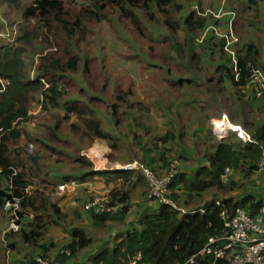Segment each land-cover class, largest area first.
<instances>
[{
  "label": "trees",
  "instance_id": "trees-1",
  "mask_svg": "<svg viewBox=\"0 0 264 264\" xmlns=\"http://www.w3.org/2000/svg\"><path fill=\"white\" fill-rule=\"evenodd\" d=\"M14 1L9 0L10 3ZM202 1L33 0L26 7L23 19L35 20L34 30H23L10 45L0 44V79L6 82L0 92V211L6 201L18 199V219L22 221L25 216L32 215L36 224L26 231L23 227L20 233H8L3 237L6 246L0 250V264H38L36 260L40 258L49 264H129L136 255H140L136 264H228L223 259L215 261L211 254L201 256L198 253L207 246L209 239L224 234L222 214L230 217L236 208H242L254 216L264 207V199L253 195H243L237 200L225 196L239 187L232 179L227 185L220 182L226 168L237 172L242 181L251 180L264 149V112L260 110L256 118L252 100L247 101L244 91L254 71L264 74V57L261 56L264 51L260 48L259 52L257 48L264 14L260 2L252 1L251 7H244L242 0L237 8L225 3L219 18L214 16V11L203 18L197 11ZM107 6L120 8L131 17L130 22H138L141 37H137L149 42L147 47H142L141 41L132 43L124 36L121 39L128 43L127 48L117 54L119 58L112 60H121L122 65L127 61L139 67L144 64L148 84L144 91L137 92L133 77L111 72L115 79H103L104 85H113L111 100L87 94L80 88L79 95L84 102L66 109L68 114L78 116V123L71 126L68 148L73 174L63 177L62 181L75 179L84 185L101 181L108 191L109 205H119L116 213H96L79 207L70 221L65 212L69 205L63 207L60 201L52 204L47 201L44 191L52 184L42 180L40 186L28 189L34 184L32 175L40 174L39 156L26 153L20 140L39 144L41 150H50L52 154L54 150L44 142L45 136L31 137L20 125L28 120L27 112L35 101L34 96L41 97L36 102L41 106V115L55 108V104L62 106L60 98L68 93L63 91L61 78L79 75L81 81H85V77L105 74L103 64L116 49L103 47L105 37L92 23L100 24L105 20L103 12ZM144 15L148 26L139 24ZM236 16L244 25L237 29L240 30L236 34L238 43L232 46L237 60V82L231 56L224 52L225 39L222 38L229 32L230 20L236 25L233 18ZM38 35L50 42L38 41ZM25 45L38 47L36 53L50 46L60 49L56 54L39 56L34 78L30 79V73L26 72L28 63L23 58V52L27 51ZM40 80L48 87L44 89ZM250 83L255 89L254 82ZM63 85L72 84L67 79ZM101 87L102 90L97 88L98 92L105 89ZM253 97L262 99L264 95ZM209 102L222 108L232 122L241 119L237 110H244L250 121L242 120V125L252 142L246 145L216 142L211 150L210 144L194 140L192 133L199 124L192 122L191 117H215L205 112L204 105ZM39 126L46 128L45 119L37 121L36 127ZM203 128L204 125L198 126L200 133ZM49 135L54 137V128L46 132V136ZM100 141L110 149V163H120L127 158L129 162H137L139 168L130 172L95 171L94 165L80 156V150ZM197 153H202V164L198 162L193 170L189 166L185 170L184 164ZM29 162L34 172L27 168ZM159 169L164 172L156 171ZM145 171L167 183L159 198L153 196L154 187ZM212 189L224 193L218 200L219 205L205 202L206 193ZM138 194L144 195L141 201L147 199L154 206L149 212L137 214L135 226L127 225L130 202ZM160 199L173 202L174 207L160 203ZM200 204H205L201 213L179 212V208L189 209ZM79 221L85 226L64 228L66 232L62 238L49 237L48 224L63 227L65 223ZM110 223L123 225L124 229L114 232L109 228L106 238L99 240L98 246L86 256L85 251L92 249L94 244L90 233L102 234ZM57 242L63 243L60 248ZM21 249L26 253L21 254Z\"/></svg>",
  "mask_w": 264,
  "mask_h": 264
},
{
  "label": "rangeland",
  "instance_id": "rangeland-1",
  "mask_svg": "<svg viewBox=\"0 0 264 264\" xmlns=\"http://www.w3.org/2000/svg\"><path fill=\"white\" fill-rule=\"evenodd\" d=\"M242 0H203L201 3V8L203 11H201V8L198 7L197 11H199L203 16V18H206L207 15L214 12H219L223 5L225 3L230 4V6L237 8ZM252 1H258L259 0H243L244 7H251ZM33 0H15L13 3H10L9 0H0V44L4 45H10L14 40L16 41L18 36H20L21 32L25 29H33V23L36 22L35 20H31V22H28L27 19H23V13L26 7H29ZM192 8V7H191ZM194 10V8H192ZM103 15L105 16V20L101 22L100 24L92 23L93 28H96V31L102 34V36L105 37L102 45L107 50L110 49H116V51H113L110 56H108V62L103 64L104 72L105 74L102 76L95 75V76H89L85 77L87 80L81 81V78L79 75L73 76V78H61V86L64 87L63 91L65 93H68L66 97H61L60 100L63 102L62 106L60 105L58 107L57 104H55V108L49 109L48 111L44 112L41 115V110L39 114L36 117H39L41 115V118L38 121H43L45 119V125L48 130L54 128V137L51 138L49 135L46 136V132L48 131L45 127L39 126L32 128L31 122H25L20 125V128H24L25 131L31 136L36 138H42L45 140L44 142L47 143L50 147V149L54 150V153L52 154L50 150L48 152L41 150L39 144H35L33 142H25L23 140H20V144L23 145L24 150L28 154L34 155L35 153L39 156V166H40V174L39 176L32 175L33 183L32 186H40V183L42 180H46L49 182L48 184H52L48 186V189L44 191L46 198H48V202L50 204L52 203H58L61 202L62 206L63 203L65 204V207L68 206L69 203L75 204L74 206L67 207L68 209L65 210L66 214L69 215L68 218L71 221L73 218V214L75 212L76 208H83L84 209V203L93 196H96L101 193H105V189L101 187V184H99L96 181H90L89 183L84 185V189L79 188L76 192V194L73 196L72 193H68L64 196L57 197L55 195H51V191L53 189V186L57 185L59 182L62 181L63 177H69L73 173L71 172V166L73 164L72 160L70 159V153L68 152L69 145H71L70 136L72 138V129L71 126L73 123H78V116L68 114L66 111L69 107L76 106L77 103H83L84 98H82L81 95H79V89L84 88V90L87 92V94L97 95L101 96L104 99H112V93L111 91L112 86H109V84L103 83L104 78H113L115 79V76L111 77V72H114L116 74H119L121 77L128 78L133 77L135 79L136 85L134 86V82L132 81V86H134V89L137 90V92L144 91V89L147 87V78L149 76H144L145 67L144 64L139 67L138 64L131 65L128 63V61L125 63V65L121 64L120 61H113L112 58H119L117 54L122 53L127 48V44L121 39L124 36H128L130 41L136 42L141 41L142 43L140 46L147 47L149 42H144V40H141V35L138 32L137 24L132 23L130 21L131 17L126 16L123 10H120V8H116L113 6H107L104 9ZM141 25H147L148 26V20L146 16H142L140 23ZM140 36L139 38L137 36ZM260 39H257L259 46L258 51L260 52V48L263 49L264 47V33L260 34ZM250 38V35H248ZM38 41H41L40 39L47 40L50 42L49 39H46L40 35H38ZM263 41V43H261ZM41 45V44H40ZM42 49L43 46L41 45ZM49 47V46H48ZM25 48L27 49L26 52H23V58L27 61L28 65L26 66V72L30 73L29 77L34 74V69L36 68V65L39 61V56H44L46 54H56L60 48H54V46H50L49 48H46L45 51L37 52L36 46H27L25 45ZM122 51V52H121ZM41 52V53H40ZM225 52V51H224ZM40 53V54H39ZM226 53V52H225ZM258 53V52H257ZM28 54V55H27ZM262 56V54H261ZM30 58V59H29ZM137 72V74H142L143 76H139L137 74H134ZM149 74V73H147ZM109 75V76H106ZM264 76V74H263ZM67 79L70 80L71 86H64L63 82H65ZM92 84V86H91ZM101 86H105V89L103 88L102 92H98L97 88L99 90H102ZM133 88V87H132ZM160 88V87H159ZM158 88V89H159ZM45 89V85H44ZM149 89V88H148ZM245 95L247 97V101L252 100V110L256 114V118L258 115H260L261 112H264V104L260 103V99L253 97L256 95L255 91L252 88H246ZM110 90V91H109ZM100 93V94H98ZM35 101L33 103L37 102V100H41L40 96H34ZM200 97V96H198ZM201 99V97H200ZM251 104V102H250ZM205 112H210L211 114H215V117L210 116L208 119H205L204 117H191L192 122L197 123L199 125H204L203 131L200 133L198 126L196 125L194 127V132L192 135H194L193 139L196 141H201V143H207L210 144V149L212 150V146L215 145L216 142H218L217 138L214 136L211 126V120L218 118L222 114L225 113V111L222 108H217L216 105H212L210 102L206 105H204ZM215 106V107H214ZM57 107V108H56ZM32 109L37 108V106L34 104L31 106ZM101 108H104L101 106ZM97 110V109H96ZM101 110V109H100ZM238 114L241 117L240 120L234 121L232 123L239 125L243 128V130H247L242 125V120L247 119L250 121V118L245 114L244 110L238 109ZM97 112V111H96ZM104 114V111H101ZM226 115V113H225ZM227 116V115H226ZM228 117V116H227ZM254 119V118H253ZM258 120V119H256ZM255 120V121H256ZM56 126V127H55ZM248 132V131H246ZM225 141L229 142H238V138L232 135H229V138L225 139ZM31 144L33 146V150L31 153L27 151L28 145ZM212 145V146H211ZM103 151L106 155L104 156V153L102 152H96V150ZM80 156L88 160L91 164L97 165L100 164L101 169L106 168L108 170L109 167H114V165L109 164L108 157L110 155V149L103 143V142H96V144H93L90 148H82L80 150ZM90 151H92L93 156H90ZM97 155V156H95ZM99 156V157H98ZM105 158V159H104ZM175 158V155H173V159ZM127 158L122 159L123 162H129L126 160ZM203 156L202 153H197L196 156L192 157L188 161L187 164H184L185 170L188 169V166L191 170L192 168L197 165L198 162L202 164ZM120 162V163H121ZM179 164H181L179 162ZM182 165V164H181ZM183 167V166H182ZM27 168L30 169V172H34V166L29 162L27 164ZM158 172H164L162 169L156 170ZM30 177V178H32ZM232 180L236 181V184L238 185L239 189L237 191H233L229 195H225L228 197L238 198L243 195H254L258 198L264 199V174L258 173L256 175H252L251 180L242 181L237 172L233 173V176L231 177ZM230 179V180H231ZM73 180V179H69ZM76 184H79L80 182L77 180H73ZM91 184V186H90ZM39 191H42L41 189H38ZM81 193V194H80ZM80 194V195H78ZM78 195V196H77ZM136 195V193H134ZM224 195V193H221L215 189H212L208 191L205 195V200H219V198ZM70 196V197H68ZM144 195L138 194L131 202L129 211L126 215L127 219L125 224L135 226L136 217L137 214L143 211L149 212L154 206V203L144 199V201H141ZM68 197V198H65ZM83 204V205H82ZM21 222V226L18 227L17 231L14 233H20L23 227L24 231L31 229L34 227V216L28 215L25 216ZM10 224V217L6 212L0 213V246H3L5 248L6 246V240L3 239L5 235H7L6 231L8 228V225ZM83 222L79 221L77 224H64L63 227L61 226H52L53 224L48 227V233L49 237H52L53 239H57L58 237H63L66 232L63 229L66 228L68 230H71L74 227L78 226H85L82 225ZM113 226V227H112ZM123 225L118 224H109L102 234H96V233H90L92 234L94 238V244L92 245V249H87L85 252V255H90L92 253V250L97 247V242L99 240H104L106 238L107 233H109L110 230L116 232H121L124 227ZM65 229V230H66ZM19 231V232H18ZM88 232V230H87ZM118 232V233H119ZM66 236L69 237V233H66ZM66 236L64 240H66ZM3 244V245H2ZM58 244L57 248H60L63 243L57 242ZM25 249H21V254H25ZM21 257V256H19Z\"/></svg>",
  "mask_w": 264,
  "mask_h": 264
},
{
  "label": "built area",
  "instance_id": "built-area-1",
  "mask_svg": "<svg viewBox=\"0 0 264 264\" xmlns=\"http://www.w3.org/2000/svg\"><path fill=\"white\" fill-rule=\"evenodd\" d=\"M225 50L233 54L228 48ZM252 81L260 92H264V76L260 72H253ZM0 91H3V88ZM228 128L235 132L244 142L250 141L249 136L239 126L230 125ZM226 132L227 129L225 131L223 127V136ZM32 150L33 146H29L28 152L31 153ZM120 168L125 171H133L137 170L139 165L137 163H131L116 166V169ZM258 168L264 173V152L262 153ZM233 173L234 171L232 169H225L221 176L222 182H228L229 178L233 176ZM145 174L149 176L151 185L154 187L153 196L159 198L160 193L165 189V183L155 179L148 171H145ZM82 186V184H76L75 182H64L53 188L50 194L61 197L68 193H74ZM18 203V200L14 199L12 203H7L5 206L6 209L10 210L11 221L9 228L13 231L18 229L16 223ZM84 209H91L96 213L101 211L114 213L117 207L109 206L106 198L96 195L87 200L84 204ZM222 218L224 219V234L217 239H210L207 246L201 251V255L203 253H212L215 259H224L229 264H264V207L259 208L254 216H251L242 208H236L230 217L222 214ZM37 262L39 264H47L41 259H37Z\"/></svg>",
  "mask_w": 264,
  "mask_h": 264
},
{
  "label": "clouds",
  "instance_id": "clouds-1",
  "mask_svg": "<svg viewBox=\"0 0 264 264\" xmlns=\"http://www.w3.org/2000/svg\"><path fill=\"white\" fill-rule=\"evenodd\" d=\"M214 16L216 17V16H218V18L219 17H221L222 16V12H221V10L219 11V12H215V14H214ZM234 18V21H235V19H236V17H233ZM232 22H233V20H230V23H229V32H228V34L227 35H224V36H222V38H224L225 39V45H224V51L226 52V53H228L230 56H231V62H232V65H233V67H234V71H236V76H234V81L235 82H237L238 81V74H237V69H236V56H234L235 54H234V51H233V48H232V46L234 45V44H236V43H238V39H237V36H236V34L237 33H235V28H234V25L232 24ZM226 48H228V50L230 51V52H232L233 54H230L228 51H226L225 49ZM262 74V73H261ZM253 75V74H252ZM252 75H251V77H250V81L248 82L249 84H248V87L249 88H251V84L252 83H250L251 81H252ZM263 75V74H262ZM34 78V75H32V76H30V79H33ZM41 81V83L43 84V87H44V85H45V88H47L48 87V85L43 81V80H40ZM6 84L5 83H1V87H0V89H2L3 88V90H4V86H5ZM253 89V88H252ZM247 89H246V87L244 88V91H246ZM254 91H255V93H256V96H263L264 95V92L262 91V92H260L258 89H257V87H255V89H253ZM0 92H2V91H0ZM264 99V98H263ZM222 119H224V120H222ZM223 121V122H222ZM230 125H236V124H234V123H232L229 119H228V117L225 115V113L224 114H222L221 116H219L218 118H215V119H213V120H211V126H212V131H213V134H214V136L217 138V140H218V142H222V141H225V139H227L228 137H229V135H232V136H235V137H237L238 138V143L240 144V145H246V144H249V143H251L252 142V139H251V135L248 133V132H246L245 130H243V128L241 127V126H239V125H236V126H239V128L244 132V133H246L248 136H249V138H250V141L249 142H244L241 138H239L238 136H237V134L235 133V132H233V131H231L228 127L230 126ZM225 128V131H226V129H227V132H226V134L223 136V133H222V128ZM223 136V137H222ZM29 146H32L31 144H29L28 145V147ZM96 150V152H103V151H100V150H97V149H95ZM27 151H28V149H27ZM264 152V149H262L261 150V156H262V153ZM104 153V152H103ZM90 156H93V153H92V151H90ZM95 156H97V155H95ZM104 156L106 157V155H105V153H104ZM99 157V156H98ZM105 159V158H104ZM260 162V161H259ZM131 163H137V162H135V161H132V162H128V163H124V164H120V163H109V164H111V165H114V167L112 168V167H109L108 168V170H117L118 171V169H116V166H123V165H127V164H131ZM259 164V163H258ZM101 167H104V166H101L100 164H95L94 165V169H95V171H102V170H106V168H102L101 169ZM257 168H258V165H257ZM227 169V168H226ZM16 172V171H15ZM15 172H14V174H15ZM124 172H126L125 170H124ZM128 172H130V171H128ZM149 172V171H148ZM262 171H260L259 170V168H258V170H256L255 172H253V174L252 175H256V174H258V173H261ZM263 173V172H262ZM223 174V173H222ZM222 174H221V176H222ZM264 174V173H263ZM221 176H220V182L222 183V184H224V185H227L228 183H229V181H230V179H231V177L229 178V180H228V182H222V180H221ZM70 182H74V181H70ZM61 182H59L58 184H60ZM57 184V185H58ZM79 184H82V183H79ZM166 182H165V188H166ZM57 185H55V186H53V188H55ZM83 186L81 187L82 189H84V184H82ZM36 187L35 186H30L28 189L29 190H33V189H35ZM40 189V188H39ZM46 191V190H45ZM76 192H77V190L72 194L73 196L76 194ZM98 196H101V197H103V198H106L107 200H108V202H109V198H108V196L107 195H105V194H98ZM254 196V195H253ZM242 197V196H241ZM241 197H238V198H233L234 200H237V199H240ZM256 197V196H255ZM91 198V197H90ZM89 198V199H90ZM258 198V197H257ZM15 198H13L12 200H10V201H6L5 202V204H4V206H3V208H2V210H4V212H6L8 215H9V217H10V221H11V215H10V210L9 209H6V204L7 203H12L13 202V200H14ZM258 199H260V198H258ZM263 199V198H262ZM18 200V199H17ZM18 202H19V200H18ZM87 202V201H86ZM85 202V203H86ZM160 203H168L171 207H174V203L173 202H170V201H166V200H162V199H160V201H159ZM205 202H212L213 204H215V205H219V203H218V200H205ZM84 203V204H85ZM110 204V203H109ZM205 204H200L199 206H197V207H190L189 209H183V208H179V212L181 213V214H186V213H189V214H195V213H201L202 211H203V206H204ZM110 206V205H109ZM115 207H117V209H116V212H117V210L119 209L118 207H119V205L118 204H116L115 205ZM196 208H200V209H197V210H195ZM20 210V208H19V203H18V209H17V211H16V218H17V225H18V227L19 226H21V222L19 221L20 219H18V216H17V212ZM116 212H114V213H116ZM225 215H227L226 213H225ZM224 220V219H223ZM9 226H10V224L8 225V228H7V231H6V233L8 234V233H15L17 230H15V231H13V230H11L10 228H9ZM224 226V225H223ZM225 228V227H224ZM221 237V236H220ZM219 238V237H218ZM210 240V239H209ZM209 240H208V243H209ZM207 243V244H208ZM203 250V249H202ZM201 250V251H202ZM201 251L198 253V255H201ZM204 254H206V253H203V255ZM212 256H213V259L216 261V260H218V259H215V257H214V255L212 254V253H210ZM202 256V255H201ZM41 259V258H40ZM42 261H44V262H46L45 260H43V259H41ZM224 260V259H223ZM37 261V260H36ZM140 261V255H136L130 262H129V264H132L133 262H134V264H136L137 262H139ZM193 262V259H191L190 260V263H192ZM38 263V262H37ZM47 263V262H46ZM39 264V263H38ZM47 264H49V263H47ZM229 264V263H228Z\"/></svg>",
  "mask_w": 264,
  "mask_h": 264
},
{
  "label": "crops",
  "instance_id": "crops-1",
  "mask_svg": "<svg viewBox=\"0 0 264 264\" xmlns=\"http://www.w3.org/2000/svg\"><path fill=\"white\" fill-rule=\"evenodd\" d=\"M256 3H258V1H255ZM260 2V10H262L263 11V14H264V0H260L259 1ZM259 4V3H258ZM241 7V6H240ZM239 7V8H240ZM238 8V9H239ZM235 21H236V25H234V28H235V33H238L240 30H237V29H240L241 27H244V25L243 24H241V22H242V20L240 19V18H238L237 16H236V19H235ZM263 28V29H262ZM264 33V22H260V34H263ZM260 37H261V35H260ZM261 43H263V41H261ZM263 51H264V47H263ZM262 57H264V53L262 54ZM1 83H5L6 84V82L5 81H3L2 79H0V87H1ZM260 103H262V104H264V99L262 98H260ZM36 105L37 106V108H34V109H32L31 108V106H33V105ZM40 110H41V106H39L38 105V103H33V102H31V105H30V108H29V111L27 112V118H28V120L26 121V122H31V127L32 128H35L36 127V124H37V121H38V117H36L38 114H39V112H40ZM25 123V122H24ZM37 128V127H36ZM99 184H101V187L102 188H104L105 189V193H101V194H105V195H108V191H107V189L104 187V185L102 184V182L101 181H97ZM90 186H91V184H90ZM68 197H70V196H68ZM68 197H66V198H68ZM69 206H74L75 204H72V203H69L68 204ZM63 207H65V204L63 203ZM2 212H4V210H1ZM1 211H0V213H1ZM1 248H2V246H0V250H1ZM84 250H82V252H83ZM80 253L79 254V257L80 256H82L83 255V253ZM81 258V257H80Z\"/></svg>",
  "mask_w": 264,
  "mask_h": 264
},
{
  "label": "bare ground",
  "instance_id": "bare-ground-1",
  "mask_svg": "<svg viewBox=\"0 0 264 264\" xmlns=\"http://www.w3.org/2000/svg\"><path fill=\"white\" fill-rule=\"evenodd\" d=\"M118 171H119V172H124V169H121V168H120V169H118Z\"/></svg>",
  "mask_w": 264,
  "mask_h": 264
}]
</instances>
